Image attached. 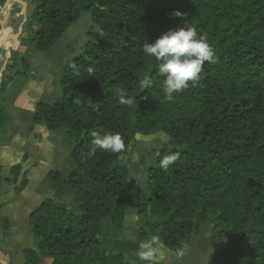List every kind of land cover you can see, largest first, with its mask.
I'll return each mask as SVG.
<instances>
[{
	"label": "trees",
	"instance_id": "trees-1",
	"mask_svg": "<svg viewBox=\"0 0 264 264\" xmlns=\"http://www.w3.org/2000/svg\"><path fill=\"white\" fill-rule=\"evenodd\" d=\"M86 14L101 39L83 41L64 62L59 97L38 101L33 113L34 124L63 132L66 170L51 169L47 178L66 185L70 196L44 198L31 210L35 245L23 250L24 264L39 258L141 263L131 252L107 250L102 240L118 238L128 213L137 216V241L159 234L180 258L209 232L219 264H264V0H32L20 44L49 51ZM179 25L207 37L216 63L205 62L198 83L169 101L159 61L143 45ZM9 66L20 81L34 79L28 57ZM144 75L153 86L140 90ZM121 89L135 95L136 106L119 103ZM6 101L0 103V142L12 120ZM93 131L120 133L125 150L89 156ZM157 132L170 142L148 159L140 187L130 177L132 151L138 136ZM170 152L180 157L163 171L159 161ZM21 171L20 163L12 165L4 178L0 165V186L7 181L22 190L27 178L19 179ZM8 226L0 211V247ZM185 243L189 250L181 257L177 250Z\"/></svg>",
	"mask_w": 264,
	"mask_h": 264
},
{
	"label": "crops",
	"instance_id": "crops-1",
	"mask_svg": "<svg viewBox=\"0 0 264 264\" xmlns=\"http://www.w3.org/2000/svg\"><path fill=\"white\" fill-rule=\"evenodd\" d=\"M86 17L89 16L87 14L82 16L77 23L69 27L64 38L49 51L40 52L34 47L30 48L32 51L37 50L34 51L36 57L32 59V65H34L32 68L38 62L41 70L46 72L48 79H52L54 73L52 68H56L53 80L57 88L64 62L77 52L75 48L80 45V42L86 40L82 19L87 20L89 26L94 27L90 18ZM49 58L51 65L48 63ZM16 87L14 95L4 104L12 120L10 125L1 132L0 165L2 166V177L5 178L9 175L10 167L20 163L22 171L19 179L25 173L27 184L18 192L16 191L18 183L7 181L1 183L0 211L8 218L9 226L5 245L0 247V264H24L23 250L34 248L35 245L29 225V215L41 200L51 198L56 201H65L70 196L66 185L47 178V173L51 169L66 170V152L61 145L63 132L49 131L45 126L33 122L35 104L38 101L51 102L56 97H52L51 100L49 95L41 93L42 86L37 76L34 80L20 81ZM126 216L129 220L126 225L136 227L137 216L132 213ZM124 228L125 222L121 231ZM122 241H114L112 244H121ZM137 242L136 244L124 243L122 246L124 245L125 251L128 250L136 255ZM190 260L183 258L186 264H189ZM38 264H50V260L39 258ZM193 264H208V262L206 263L202 257H199Z\"/></svg>",
	"mask_w": 264,
	"mask_h": 264
},
{
	"label": "clouds",
	"instance_id": "clouds-1",
	"mask_svg": "<svg viewBox=\"0 0 264 264\" xmlns=\"http://www.w3.org/2000/svg\"><path fill=\"white\" fill-rule=\"evenodd\" d=\"M176 15H181L177 12ZM143 52L149 58L159 61V74L164 77L163 90L169 101L174 94L180 93L189 87V82L195 86L200 80L205 62L216 63L213 48L207 41V37L198 34L192 25L169 27L157 36L152 42H145ZM140 90L153 86V80L149 75H144L139 80ZM119 103L132 107L137 105L135 95L119 90ZM93 147L88 155L94 156L97 149L119 153L125 150V141L120 133L92 132ZM179 152H170L159 161V168L167 171L171 165L179 159ZM136 256L141 264H159L160 255L165 244L159 234H152L147 239L137 242ZM189 246L185 243L177 254L181 257L187 254Z\"/></svg>",
	"mask_w": 264,
	"mask_h": 264
},
{
	"label": "rangeland",
	"instance_id": "rangeland-1",
	"mask_svg": "<svg viewBox=\"0 0 264 264\" xmlns=\"http://www.w3.org/2000/svg\"><path fill=\"white\" fill-rule=\"evenodd\" d=\"M26 2L28 3V5L26 7L25 13H23L22 15H18L16 17V20H17L16 23L10 24V28H9L10 31L7 34L16 33L18 31V26L23 21L24 16H26V20H27L30 12L32 10V4L30 3V0H26ZM12 6L15 7V6H17V4L14 3ZM0 16H1V14H0ZM86 18H89V17H86ZM25 22L22 26L23 32H22V35L20 38H22L28 34V31L26 30V27H25V24H26ZM81 22H82V25H84L83 31L86 35V40H94V41L98 40L99 41L101 39V32L98 29V27L89 26V23H87V20H85V19H82ZM91 24H92V22H91ZM93 26H95V25H93ZM20 38H19V42H20ZM3 43L5 44V42H3ZM82 43L83 42H80V45L77 48H75V49H77V51H79L78 48H80ZM33 50L35 52L37 51L35 49H33ZM9 51H10V57H6L5 56V49L4 48L0 49V67L3 64V62L6 61V68L4 69V71L2 73V76H3L2 79H4L3 81L5 82V86L3 87V91L0 94V103L3 100L10 99L15 93V90L17 88L16 86L18 85L20 80L18 79V76L15 75L16 68L10 67L9 65H12L14 63L19 62L20 57L23 55L30 59V69H31V72L34 76V79L37 76V79L41 83V86H42L41 93L49 95V97H51V100L53 99L52 97H56V98L59 97V95H60L59 88H57V84L53 80L56 68H54V67L52 68V70L54 71V73L52 75V79H50V78L48 79V78H46L47 77L46 72L41 70L40 64L38 62L36 63V66L32 68V66H34V65H32V59L34 60L36 57V55H34V51H32V49L27 48V47L20 44L18 46L17 45L10 46ZM48 63L51 65V59L50 58L48 59ZM34 64H35V62H34ZM26 79L34 80L31 78H26ZM169 142H170L169 138L161 132H157V133H155L153 135H149V136H138L137 137L136 145L132 151V158H131V162L128 165V168H129V172H130V177L133 178L135 180V182L140 187L144 186V177H145L144 176L145 175L144 169L148 163V159L150 157L154 156L157 149L162 144L169 143ZM66 200H69V198ZM127 222H129L128 216H126V219H125V228L123 229V231H121L119 233L118 238L115 240V241L123 240L121 244L117 243L114 245L112 243H108V241H106V239H102L106 244L105 248L107 250L121 251L124 254H127V252H130L128 250L125 251V247H124V245L122 246V244L137 242L135 239V235H134L135 229L137 226L132 227L129 224L126 225ZM208 237H209V232L205 233L204 237L202 238V240L200 241L198 246L196 248H194V250H192L190 252V254L186 257L187 259L192 260V261L191 260L189 261V264H190V262L193 264L196 261V259H198L199 257H202L206 263L208 262V264H219L218 263V249L213 248L209 244ZM160 260H161V262H163V264H172V263H174V264H186V262L183 261V258L176 256L172 251H169L165 248L163 249V251L160 255ZM178 260H181L182 262L178 261Z\"/></svg>",
	"mask_w": 264,
	"mask_h": 264
},
{
	"label": "water",
	"instance_id": "water-1",
	"mask_svg": "<svg viewBox=\"0 0 264 264\" xmlns=\"http://www.w3.org/2000/svg\"><path fill=\"white\" fill-rule=\"evenodd\" d=\"M16 3L17 6L13 7L12 5ZM30 3L32 4V0H30ZM28 3L26 0H4L2 5H0V32L4 31L7 28H10V24L16 23V17L18 15H22L26 11ZM26 21V16H24L23 21L18 26V31L16 33L7 34V36L4 38L5 44L12 45H19V38L22 35L23 32V24ZM1 39V36H0ZM1 47V46H0ZM2 48V47H1ZM5 49V56L10 57V51L9 48L3 47ZM6 68V61L3 62V64L0 67V85L2 82V73L4 69Z\"/></svg>",
	"mask_w": 264,
	"mask_h": 264
},
{
	"label": "bare ground",
	"instance_id": "bare-ground-1",
	"mask_svg": "<svg viewBox=\"0 0 264 264\" xmlns=\"http://www.w3.org/2000/svg\"><path fill=\"white\" fill-rule=\"evenodd\" d=\"M10 30H9V28H7V29H5L4 31H1L0 32V36H1V39H0V46L3 48L4 47V45H5V47H7V48H9L11 45L8 43V44H4L3 42H4V37L7 35V33L9 32ZM1 47H0V49H1Z\"/></svg>",
	"mask_w": 264,
	"mask_h": 264
}]
</instances>
